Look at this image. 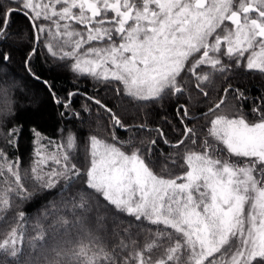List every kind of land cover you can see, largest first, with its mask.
Wrapping results in <instances>:
<instances>
[{
    "label": "snow or ice",
    "instance_id": "1",
    "mask_svg": "<svg viewBox=\"0 0 264 264\" xmlns=\"http://www.w3.org/2000/svg\"><path fill=\"white\" fill-rule=\"evenodd\" d=\"M13 15L28 21V34L12 32ZM13 36L25 72L67 110L61 118L81 119L72 108L81 93L57 96L33 69L41 52L51 70L89 76L114 99L83 94L82 111L106 121L86 135L72 121L57 141L32 129L29 169L5 150L18 148L22 128L0 136V264H264V95L229 82L264 74V0H2L0 70L18 46ZM165 100L176 105L175 141L148 124L149 107ZM15 104L0 88V115ZM53 190L47 227L26 233L17 201Z\"/></svg>",
    "mask_w": 264,
    "mask_h": 264
},
{
    "label": "trees",
    "instance_id": "2",
    "mask_svg": "<svg viewBox=\"0 0 264 264\" xmlns=\"http://www.w3.org/2000/svg\"><path fill=\"white\" fill-rule=\"evenodd\" d=\"M12 19L13 33L23 32L28 34L30 32L28 21L23 16L13 15ZM21 39L20 36L12 37V40L18 46L7 48L11 52L12 60L10 64L3 66L2 70H0V88L7 87L9 89V96L16 101L12 115H0V136L6 133L13 125H19L22 128L18 148H6L5 150L9 153V156H13L14 154L20 157L22 169H29L32 164L34 149L32 129L42 133L43 136L50 138L52 141H57L60 138L58 128L63 127L66 122L72 121L75 127L82 130V135H86L89 125L91 124L94 127L95 121L98 118L104 123L106 121L104 120L103 113H100L98 116L95 111L91 115L82 111V105L87 102L83 94L87 93L89 96L96 95L97 98L106 102L112 101L114 94L111 91V87L97 83L89 76H77L66 67L57 68L55 71L51 70L54 63L53 60L41 52L40 56L33 63V69L38 75L42 74V79L48 80L53 85L52 90L56 92L57 96L67 98L68 92L75 91L77 88L81 93L72 97V108L81 113V119H73L70 112L64 118H61L59 113L62 111L66 112L67 110L53 102L49 90L44 84L32 79L25 72L23 63L25 49L19 46ZM229 82L234 87L246 88L248 95L252 97L259 98L264 95V74H261L259 71L238 72L235 78ZM222 86L226 85L217 81V87ZM180 103H185V101L181 100ZM193 104L199 105V101L195 95L193 96ZM125 105L131 109V105L127 100H125ZM89 106L95 109V105L90 104ZM175 107L176 105L173 100H165L160 105H151L147 113L149 126L156 127L159 125L168 133V138L172 141L177 139L179 132V121L175 118ZM189 108L195 112L200 111L199 106L193 108L190 104ZM245 110H248L247 105ZM117 113L121 115V119H125L123 111L117 110ZM164 116H167L172 125L176 126L175 131L168 124L162 122L161 118ZM72 123L68 124V126L71 127ZM116 134L121 139H126L124 130L117 129ZM143 135L148 136L149 133L145 132ZM0 146H4L3 139H0ZM161 147L165 146L161 145ZM77 155L81 157L83 155V140L81 141V148L78 150ZM52 200H59L56 190H53L47 199L34 198L29 201H17L20 204L18 211L25 212L27 217L26 233H32L33 226L37 222L47 227L48 221L43 218V213L47 210L49 201ZM11 215L12 213H9L8 217H11ZM5 230L4 223L0 222V231ZM153 230L155 229L153 228ZM25 242L27 243V235ZM104 243L111 246L112 240L105 239Z\"/></svg>",
    "mask_w": 264,
    "mask_h": 264
},
{
    "label": "rangeland",
    "instance_id": "3",
    "mask_svg": "<svg viewBox=\"0 0 264 264\" xmlns=\"http://www.w3.org/2000/svg\"><path fill=\"white\" fill-rule=\"evenodd\" d=\"M19 87V86H18ZM20 88V87H19Z\"/></svg>",
    "mask_w": 264,
    "mask_h": 264
}]
</instances>
